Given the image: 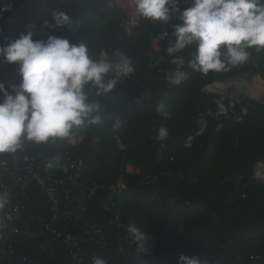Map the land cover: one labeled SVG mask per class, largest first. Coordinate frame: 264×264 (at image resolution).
Returning a JSON list of instances; mask_svg holds the SVG:
<instances>
[{"label": "trees", "instance_id": "obj_1", "mask_svg": "<svg viewBox=\"0 0 264 264\" xmlns=\"http://www.w3.org/2000/svg\"><path fill=\"white\" fill-rule=\"evenodd\" d=\"M192 3L179 0L180 11ZM11 5L9 11L0 12V35L7 43L27 34L33 19L51 21L54 10L64 11L79 27L76 33L69 26L53 32L47 27L45 35H34V39L56 35L82 42L97 59L105 52L121 51L133 64L134 73L128 78L107 74L106 79L117 81L111 92L96 96L93 90L92 100L101 106V122L75 128L80 141H65L58 147L63 156L83 160L82 182L103 186L87 203L88 215L102 223L109 199L124 224L156 238L151 256L127 250L119 264H178L181 254L197 255L203 264H262L264 182L254 180L252 168L257 161L264 162V117L244 100L236 107L242 120L231 115L218 128L219 122L210 119L199 134L198 114L212 97L204 88L213 81L241 74L264 79V49H248L247 62L229 71L202 74L188 66L196 52L195 43L172 55L167 52L176 39L171 35L174 26L183 23L180 12L173 11L165 23L115 15V0H13ZM3 7L4 0H0V9ZM165 31L170 34L162 39ZM154 39L158 40V50ZM180 57L185 61L182 67L172 62ZM157 69L184 70L188 77L173 85L163 76L148 74ZM20 80L19 66L1 59L0 82L7 87ZM160 105L162 111H158ZM260 105L264 110V104ZM161 127L168 130L164 141L157 138ZM50 141H25L26 153L53 156L56 150L50 148ZM14 154L21 152L3 156L12 161ZM129 165L137 170L129 172ZM228 168H232L231 176L226 175ZM120 177L125 187L112 190ZM170 197L177 198L175 204L170 203ZM10 201L25 204L24 214L50 213L37 186ZM54 256L53 264L68 263L58 247Z\"/></svg>", "mask_w": 264, "mask_h": 264}, {"label": "clouds", "instance_id": "obj_2", "mask_svg": "<svg viewBox=\"0 0 264 264\" xmlns=\"http://www.w3.org/2000/svg\"><path fill=\"white\" fill-rule=\"evenodd\" d=\"M11 0H4L2 11L11 9ZM137 13L153 21L167 23L173 11L180 12L183 22L174 26V44L169 55L196 44L188 66L202 74L226 72L249 59L255 47L264 49V0H193L180 11L179 0H135ZM135 23V21H133ZM50 29L72 26V18L64 11H53L52 20H45ZM162 33L161 38L169 36ZM0 59L17 64L21 80L7 87L0 82V154L15 153L25 141L46 143L53 138H67L75 128L101 122L100 104L95 95L113 90L116 79H106L112 68L110 60L95 58L87 44L49 35L34 39L32 31L0 45ZM173 63L181 67L182 57ZM163 106H158L162 111ZM165 115H167L165 113ZM168 130L161 127L158 139L164 141ZM8 203V194L0 193V210ZM130 242H140L145 234L137 226H129ZM92 264H107L99 256ZM178 264H203L197 255L181 254Z\"/></svg>", "mask_w": 264, "mask_h": 264}, {"label": "built area", "instance_id": "obj_3", "mask_svg": "<svg viewBox=\"0 0 264 264\" xmlns=\"http://www.w3.org/2000/svg\"><path fill=\"white\" fill-rule=\"evenodd\" d=\"M45 27L44 21H31L27 30L39 36L36 31H43ZM0 45H7L1 35ZM101 57L110 60V72L121 78H128L134 73L131 60L121 51L105 52ZM160 71L163 78L173 85L183 83L188 77L187 72L180 69ZM234 78L212 82L214 86L211 89L217 94L200 110V123H207L212 119L219 122L220 128L224 119L231 115L237 121L242 120V116L236 114V107L244 101L248 92L244 90L239 98L231 96L229 90L237 86L230 83ZM80 139L81 137L76 136L75 129L70 137L51 139L49 146L56 150L53 156H31L26 153L25 143L19 150V156L12 155V161L5 158L3 153L0 154V188L3 193L8 194L9 199L5 208L0 210V264H53L56 247L68 260L67 264H92L93 256L102 257L107 264H119L127 250L145 256L153 254L156 238L151 233L140 230L145 238L140 242H130L128 228L131 225L122 222L120 213L114 211L109 199L104 205L106 216L102 223L88 215L87 203L103 186L82 182L83 160L63 156L58 150L63 142L74 144ZM255 166L260 167L258 177L254 172ZM252 177L257 182H264L263 161L259 160L254 164ZM32 185L40 189L48 203V215L32 211L24 214L27 210L25 204H13L10 201L19 194H25ZM124 187L120 177L117 185L110 188L116 190ZM168 200L175 204L177 198L170 197ZM260 262L264 264V258Z\"/></svg>", "mask_w": 264, "mask_h": 264}, {"label": "rangeland", "instance_id": "obj_4", "mask_svg": "<svg viewBox=\"0 0 264 264\" xmlns=\"http://www.w3.org/2000/svg\"><path fill=\"white\" fill-rule=\"evenodd\" d=\"M115 1L117 4L116 7L114 8L115 15H127L132 19H136V18L138 19L140 17V15L136 11L135 0H115ZM46 29H44V31ZM153 46L157 50L160 48L157 39L153 40ZM148 74L154 78H160L163 76L161 75L160 69L151 70L150 72H148ZM238 77L249 78V80H251L253 84H255L252 86V89H254L253 90L254 94L253 92L252 93L249 92V94H247L244 100L247 102V104L256 114H259L260 116L264 117V110L261 108L260 105V104H264V79H262L261 76L259 75H250V74H241L236 76L235 78ZM213 86L214 85H212V83L205 86L204 92L207 93V95L209 96H213L217 94L212 91L211 88H213ZM252 101H255V103ZM231 174H232V168H228L226 170V175L231 176Z\"/></svg>", "mask_w": 264, "mask_h": 264}, {"label": "water", "instance_id": "obj_5", "mask_svg": "<svg viewBox=\"0 0 264 264\" xmlns=\"http://www.w3.org/2000/svg\"><path fill=\"white\" fill-rule=\"evenodd\" d=\"M78 29H79V27H77V26H75V25H72V26H71V30H72L73 32H75V33L78 31ZM42 32H43V31H42L41 29H38V30L36 31V34L39 35V36H41ZM242 92H244V89H243V87H241V86H239V85H237L236 88H232V89L229 90V94H230L231 96L236 97V98H239V97L241 96V93H242ZM245 110H246V109H245ZM254 172H255L256 176L258 177V176L260 175V173H261V171H260V167H259V166H255V168H254Z\"/></svg>", "mask_w": 264, "mask_h": 264}, {"label": "bare ground", "instance_id": "obj_6", "mask_svg": "<svg viewBox=\"0 0 264 264\" xmlns=\"http://www.w3.org/2000/svg\"><path fill=\"white\" fill-rule=\"evenodd\" d=\"M231 84H236L244 88L245 92L252 93L254 89H252V86L255 85L249 78H244V77H238L234 78L230 81ZM227 85V83H224ZM257 84V83H256ZM254 94V92H253Z\"/></svg>", "mask_w": 264, "mask_h": 264}, {"label": "crops", "instance_id": "obj_7", "mask_svg": "<svg viewBox=\"0 0 264 264\" xmlns=\"http://www.w3.org/2000/svg\"><path fill=\"white\" fill-rule=\"evenodd\" d=\"M11 3H13V0H11ZM137 19V18H136ZM34 20V19H33ZM32 20V21H33ZM47 28V26L45 27V29ZM47 31H48V28L44 31L43 30V34H41V35H45L46 33H47ZM50 31L51 32H53L54 31V29H50ZM202 123V122H201ZM206 126H207V123H202V124H200V130H199V134H201L204 130H205V128H206ZM191 143V140H189L188 141V144H190ZM121 147H123V146H121ZM127 170L129 171V172H132V171H134V170H137L134 166H131V165H129V166H127Z\"/></svg>", "mask_w": 264, "mask_h": 264}]
</instances>
